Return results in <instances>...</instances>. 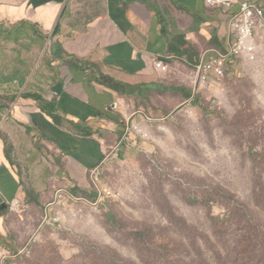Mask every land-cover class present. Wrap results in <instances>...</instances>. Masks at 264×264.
I'll list each match as a JSON object with an SVG mask.
<instances>
[{
    "label": "rangeland",
    "instance_id": "374dc122",
    "mask_svg": "<svg viewBox=\"0 0 264 264\" xmlns=\"http://www.w3.org/2000/svg\"><path fill=\"white\" fill-rule=\"evenodd\" d=\"M177 61L174 83L193 89ZM230 65L198 102L130 109L127 129L147 135L89 173L91 197L11 210L7 264H264V43Z\"/></svg>",
    "mask_w": 264,
    "mask_h": 264
},
{
    "label": "crops",
    "instance_id": "0c3cea01",
    "mask_svg": "<svg viewBox=\"0 0 264 264\" xmlns=\"http://www.w3.org/2000/svg\"><path fill=\"white\" fill-rule=\"evenodd\" d=\"M233 1L227 11L207 0H0V241L7 253L11 210L55 207L90 188V172L137 146L124 139L137 103L165 94L199 101L194 87L174 83V64L195 66L187 50L201 62L227 49L241 0ZM249 1L264 8V0Z\"/></svg>",
    "mask_w": 264,
    "mask_h": 264
},
{
    "label": "built area",
    "instance_id": "2783aa9c",
    "mask_svg": "<svg viewBox=\"0 0 264 264\" xmlns=\"http://www.w3.org/2000/svg\"><path fill=\"white\" fill-rule=\"evenodd\" d=\"M236 3L233 0H207V4L211 7L224 8L227 11L232 10ZM238 4L239 11L231 14L229 18L230 36L227 49L212 50L209 55L202 58L199 65L194 67L196 75V80L193 82L194 94H200L203 89L211 91L209 88L211 86L219 87L228 76V72L234 73L230 70L232 61L253 56L259 50L260 44L264 43V8L249 0H241ZM156 66L164 71L170 69V66L163 61H157ZM213 103L223 104L219 100H214ZM132 131L142 136L147 135L143 126L137 124L133 125V128H128L125 140H130ZM97 171L93 181L99 186L101 181ZM10 258L11 255L4 250L0 241V264H6Z\"/></svg>",
    "mask_w": 264,
    "mask_h": 264
},
{
    "label": "trees",
    "instance_id": "16d2710c",
    "mask_svg": "<svg viewBox=\"0 0 264 264\" xmlns=\"http://www.w3.org/2000/svg\"><path fill=\"white\" fill-rule=\"evenodd\" d=\"M185 54H187L188 56H189V62H192L195 66H197V65H199V63H200V58H196V57H194V56H192V51H185ZM194 66V67H195ZM165 91H168V92H178L179 91V89H177V88H165ZM187 95V98H189L190 97V94L188 93V94H186ZM80 192H83V195L85 196V197H91L89 194H87V192H85V191H81L80 189H76L75 191H74V195H77L78 193H80Z\"/></svg>",
    "mask_w": 264,
    "mask_h": 264
},
{
    "label": "water",
    "instance_id": "95a60500",
    "mask_svg": "<svg viewBox=\"0 0 264 264\" xmlns=\"http://www.w3.org/2000/svg\"><path fill=\"white\" fill-rule=\"evenodd\" d=\"M61 85L59 84V85H56L55 86V88H54V92H56L57 94H60L61 93ZM5 208H7L8 206L7 205H5L4 206Z\"/></svg>",
    "mask_w": 264,
    "mask_h": 264
}]
</instances>
